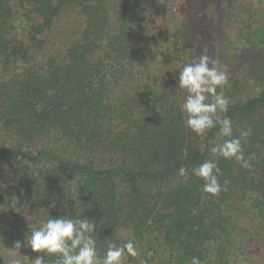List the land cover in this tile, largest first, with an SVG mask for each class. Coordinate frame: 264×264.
Here are the masks:
<instances>
[{
  "label": "trees",
  "instance_id": "1",
  "mask_svg": "<svg viewBox=\"0 0 264 264\" xmlns=\"http://www.w3.org/2000/svg\"><path fill=\"white\" fill-rule=\"evenodd\" d=\"M209 1L172 0L169 36L164 0H0V264H34L27 240L49 215L94 220L98 264L129 239L125 264H264V0ZM201 55L228 76L231 138L251 129L248 168L213 153L230 139L219 125L185 123L178 74ZM209 160L218 196L192 173Z\"/></svg>",
  "mask_w": 264,
  "mask_h": 264
},
{
  "label": "clouds",
  "instance_id": "2",
  "mask_svg": "<svg viewBox=\"0 0 264 264\" xmlns=\"http://www.w3.org/2000/svg\"><path fill=\"white\" fill-rule=\"evenodd\" d=\"M228 84V76L215 66L207 55L191 59L184 63L179 70L178 86L186 92L181 110L185 115L187 127L197 135H204L208 130L219 125L220 134L225 139L222 144L213 147V153H218L225 159L234 158L241 166L250 165L244 158L241 139L251 135V129L241 131L240 137H233L232 121L225 116L220 118L217 113H227L229 100L218 92ZM219 168L213 161H204L192 169L194 176L201 178L204 183L202 190L212 196H218L226 190L219 182ZM227 181H225V185ZM97 231V224L90 218L73 219L67 216L52 217L43 222L40 227L31 231L27 240L37 255L34 264H46L45 255L55 256V264H98V252L93 233ZM22 242L17 240L12 248L20 253ZM138 248L132 239L123 246L110 245L105 251L102 264H125L128 256H138ZM11 264H22L19 258H14ZM191 264H201L198 257L193 256Z\"/></svg>",
  "mask_w": 264,
  "mask_h": 264
},
{
  "label": "rangeland",
  "instance_id": "3",
  "mask_svg": "<svg viewBox=\"0 0 264 264\" xmlns=\"http://www.w3.org/2000/svg\"><path fill=\"white\" fill-rule=\"evenodd\" d=\"M180 1L185 2V0H180ZM190 1H191L190 6L194 9H196V7H198V5L204 6V3L206 1H209V0H204V1L203 0H201V1L200 0H190ZM158 9L161 10L162 13L160 15H157V16H159V18L153 17L154 18V25L155 26L158 25L159 30L165 31L167 29L169 32V36H171L170 34L174 31H176L180 25L179 24V17H174V15H169L167 12V9H172V0H164L162 5ZM183 11H185V10L179 11L178 8L173 10V12H179V13L183 12ZM170 16H172L174 18H170ZM153 29H155V28H153ZM246 40H248V37H242L243 42H247ZM242 41H237L235 43L234 47H231L233 49V51H228V50L226 51L227 55H229V58L230 57L232 58L231 63L230 62L229 63L231 64V66H233L239 72L243 69V65L246 63L247 57H248L249 51H250L248 44H246L245 47H243V45H241V44H243ZM201 42L202 41H200L197 44V48L200 47ZM235 48L237 49V51H235ZM239 48H240V50H239ZM206 53L209 57H212V58L215 57L216 58V56H214L215 54H217L216 51L211 49L208 45H206ZM236 58L238 59V61L236 60ZM234 59H235V62H234ZM234 64H235V66H234ZM0 140H1V142L5 140V137L1 133H0ZM236 264H240V263L237 262Z\"/></svg>",
  "mask_w": 264,
  "mask_h": 264
}]
</instances>
